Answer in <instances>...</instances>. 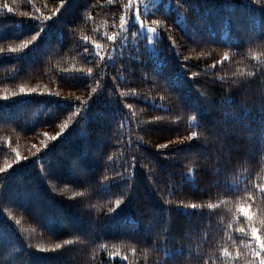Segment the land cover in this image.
I'll return each mask as SVG.
<instances>
[{
  "label": "trees",
  "instance_id": "trees-1",
  "mask_svg": "<svg viewBox=\"0 0 264 264\" xmlns=\"http://www.w3.org/2000/svg\"><path fill=\"white\" fill-rule=\"evenodd\" d=\"M129 3L0 0V264L254 259L264 0Z\"/></svg>",
  "mask_w": 264,
  "mask_h": 264
},
{
  "label": "snow or ice",
  "instance_id": "snow-or-ice-1",
  "mask_svg": "<svg viewBox=\"0 0 264 264\" xmlns=\"http://www.w3.org/2000/svg\"><path fill=\"white\" fill-rule=\"evenodd\" d=\"M131 2H132V0H130L129 5H126V7H129L131 5ZM61 3L63 4L64 0H61ZM9 11H11V9H9ZM134 18L136 19V21L138 23L141 22V17H140V14H139V10H137V13H136ZM36 19L37 20H41V19L47 20V19H49V17H43V18L36 17ZM125 24H126V18H125V16H121L120 17V27H121V29L124 28ZM141 26H143V25L141 24ZM147 31L149 33H154L155 32V28L149 27L147 29ZM35 38H36V36L33 35L31 37V39L26 41V42H24V44L22 46L26 47ZM108 39L109 40H114L115 37L114 36H109ZM96 47H97V49H99L100 45H96ZM0 51H3V50L0 49ZM11 51L15 52V51H17V49L13 48V49H11ZM88 72L91 73L92 69L89 68ZM21 91L23 92V89ZM29 91H31V90H29ZM61 131H63V128L61 129ZM59 134L60 133H57V135H59ZM197 135H198L197 132L193 131V132L190 133L189 136H187V137H185V138H183L181 140H177V141H175V143H181V142H184V141L191 140L192 138L197 137ZM17 159H19V157H17ZM3 171H5V169L4 168H0V172H3ZM258 188H259V191H260L261 195H264V185H259ZM255 191H256V186H254L252 191L250 192V197L255 195ZM117 203L119 204V201ZM192 207L195 208L196 206L193 205ZM249 224L250 225L252 224V220L251 219H249ZM253 229H255V235H253ZM259 231H260V233H264V227L260 228ZM251 233H252V239L255 241V244L258 245V247L253 248L252 255H253L254 259L251 262V264H264V235L258 234V230H257V228L255 226L251 227ZM257 238H259V243L257 242ZM56 248H60V245L57 244Z\"/></svg>",
  "mask_w": 264,
  "mask_h": 264
},
{
  "label": "rangeland",
  "instance_id": "rangeland-1",
  "mask_svg": "<svg viewBox=\"0 0 264 264\" xmlns=\"http://www.w3.org/2000/svg\"><path fill=\"white\" fill-rule=\"evenodd\" d=\"M148 28L149 27H146V26L142 27V32L146 33L148 35V37L150 39H152V37L155 35V33H149L147 31ZM61 129H62V126L59 127L58 130H57V132H55V133H52L51 132V134H48V133L44 132V133L38 135L33 140H30L29 143H25L23 145V147H22V145H20V147L16 150V154L20 156V152H23V151L25 153H27L28 155L34 154L35 152L41 150V148H43L44 146H46L47 140L49 138H53L55 136L58 137L57 133L60 132ZM3 165H2L1 168H6L8 166V165H5V166H3Z\"/></svg>",
  "mask_w": 264,
  "mask_h": 264
},
{
  "label": "clouds",
  "instance_id": "clouds-1",
  "mask_svg": "<svg viewBox=\"0 0 264 264\" xmlns=\"http://www.w3.org/2000/svg\"><path fill=\"white\" fill-rule=\"evenodd\" d=\"M245 215H248V212H245ZM253 235H255V229H253ZM257 242L259 243V238H257Z\"/></svg>",
  "mask_w": 264,
  "mask_h": 264
}]
</instances>
